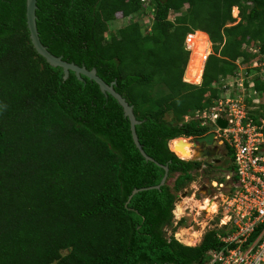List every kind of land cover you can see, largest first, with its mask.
Instances as JSON below:
<instances>
[{
    "label": "trees",
    "instance_id": "obj_1",
    "mask_svg": "<svg viewBox=\"0 0 264 264\" xmlns=\"http://www.w3.org/2000/svg\"><path fill=\"white\" fill-rule=\"evenodd\" d=\"M36 6L42 45L115 83L140 122L142 150L167 166L168 176L160 190L148 189L164 170L136 149L121 106L86 77L69 72L64 79L30 42L26 0H0V264H204L218 245L214 231L192 248L167 238L166 229L178 193L209 169L179 159L169 142L211 131L185 118L219 99L213 85L235 74L237 59L264 61V0H37ZM145 7H154L147 27ZM117 17L124 25L114 30ZM196 31L212 48L200 85L183 80L185 38ZM249 44L257 45L256 54L243 48ZM197 46L200 57L193 54ZM206 46L204 34L190 39L192 82L200 78ZM254 82L264 92V82ZM134 189L145 190L129 199Z\"/></svg>",
    "mask_w": 264,
    "mask_h": 264
},
{
    "label": "built area",
    "instance_id": "obj_2",
    "mask_svg": "<svg viewBox=\"0 0 264 264\" xmlns=\"http://www.w3.org/2000/svg\"><path fill=\"white\" fill-rule=\"evenodd\" d=\"M197 34H189L185 39L189 64L190 39ZM206 48L202 70L211 54L208 43ZM236 64L232 77L220 78L213 85L220 92L219 99L185 118L211 127L215 143L232 154L231 172L224 181L206 186L212 191L211 201L205 196L192 218L190 230L198 243L208 231L215 232L218 243L216 249L206 252L204 264H264V106L260 107L262 93L255 89L252 80L256 71H251L259 70L257 73L264 80V61L244 64L239 59ZM220 119L226 123L223 129L217 125ZM208 201L214 209L210 217H203Z\"/></svg>",
    "mask_w": 264,
    "mask_h": 264
},
{
    "label": "water",
    "instance_id": "obj_3",
    "mask_svg": "<svg viewBox=\"0 0 264 264\" xmlns=\"http://www.w3.org/2000/svg\"><path fill=\"white\" fill-rule=\"evenodd\" d=\"M36 2H37V0H26V13H25V15H26V26H27V30L29 32V39H30V42H31L34 50L51 67L61 68L63 71V78L64 79H66L68 77L69 72H73L75 74L76 78L79 80H81L82 76L86 77L89 80H91L97 84L101 93L108 94V95L112 96L117 101V103L119 104V106H121V108L123 110V116L125 118H127L129 121V128H130V132H131V137H132V141H133L136 149L139 151V153L145 159V161L155 163L157 166H159L160 168H162L164 170V176L161 179L159 185L148 188V189L160 190L161 186H163L166 182V179L168 176V168H167V166H162V165L158 164L157 162H155L154 160H152L142 150V146L139 144L137 135L135 133V126L140 124V122L134 116L133 107L131 105H129L121 95H119L118 93H116L114 91L113 86L115 85V83L113 82V83L107 85L102 79H100L97 76L95 69L87 70L84 66L79 67L73 63L65 62L62 60L61 57H56V56L52 55L47 50V48L42 45V43L40 42V39H39V34L37 31V26H36V14H35L36 10H37ZM217 125L223 129V128H225L226 123L220 119L217 121ZM180 142H181V140H179L178 143L174 146L175 149H177V148L181 149L182 148V145ZM189 144L191 145L192 150H195V148L197 146H200L202 148H204L206 146L211 147L214 144V133H210V134L203 136V137H200V138H195V139L191 140L189 142ZM216 155H217V153H215V152L214 153L204 152L203 154H201L200 157L193 158V161H197V160L202 159V158L215 157ZM144 190L145 189H139V190L134 189L132 191L129 199H131L138 192L144 191ZM206 195H211L210 190H206Z\"/></svg>",
    "mask_w": 264,
    "mask_h": 264
},
{
    "label": "rangeland",
    "instance_id": "obj_4",
    "mask_svg": "<svg viewBox=\"0 0 264 264\" xmlns=\"http://www.w3.org/2000/svg\"><path fill=\"white\" fill-rule=\"evenodd\" d=\"M145 12L148 13V15L145 17L144 19V23L142 26L147 27V25H151L153 23V18H154V7H148V9H146L145 7ZM237 12H234V15H236ZM169 20L173 21V16L169 17ZM147 23V24H146ZM124 25V21L123 19H120L117 17V19L115 20V22L113 23V29L117 30L118 28H121ZM145 32L144 28H143V33ZM205 37V36H204ZM207 38V35L206 37ZM208 40V39H207ZM251 49L252 52L253 50L257 49V45L256 44H249L248 45ZM248 50V49H247ZM196 57H200L203 55V50L201 47L197 46L195 47V51L193 53ZM260 74V72L258 73H253L254 76L258 77V75ZM252 75V74H251ZM184 80H188L186 77V70L184 73ZM190 81V80H188ZM264 82V80H262ZM192 82V81H190ZM173 148L175 146V144L172 145ZM181 149H180V153H181ZM194 150H191V154L190 157H186L184 156V160H193V158L198 157V154L195 153ZM199 162H202V160H199ZM226 168H223V166L221 168H219V170H209L207 172H203V173H197L195 180L189 184V186H187L185 189H183L180 193H178V201H180L179 199H183L184 201V208H186V206H188L189 211H186V214L189 213V218H185L181 225L178 226V229L173 228V224L172 227L167 228L166 229V236L167 238L170 237V235L174 232L179 231V228H183L182 231H180L181 236H182V240L184 245L190 246V245H196L195 240L189 238L187 239L190 234V230H185L188 229L190 227V222H191V218L195 216V211L198 208L199 203H201L204 198H205V191L204 188L208 185L211 186V182H216L213 181L214 179H223V176H225L227 174V168L232 165V155H230V157L228 158V160L224 163ZM205 170V169H204ZM218 181V180H217ZM193 195L195 197H193ZM193 198V199H192ZM185 210V209H184ZM211 213H205V216L203 217H210ZM188 241V242H187ZM187 242V243H186ZM193 242V243H192ZM192 243V244H191Z\"/></svg>",
    "mask_w": 264,
    "mask_h": 264
},
{
    "label": "clouds",
    "instance_id": "obj_5",
    "mask_svg": "<svg viewBox=\"0 0 264 264\" xmlns=\"http://www.w3.org/2000/svg\"><path fill=\"white\" fill-rule=\"evenodd\" d=\"M234 12H237V14L236 15H234ZM232 17L236 20L235 22H234V24L235 23H237L240 19H239V12H238V10H237V8H233V10H232ZM195 33H199V34H204V36L206 37V34L205 33H202V32H200V31H196V32H194L193 34H195ZM186 39V38H185ZM208 39V40H207ZM206 40H207V43H208V45H209V48H210V51H211V54H212V48H211V43H210V41H209V38H208V36H207V38H206ZM184 47H185V42H184ZM243 48L244 49H248V51L250 52V53H252V49L250 48V47H247V46H245V45H243ZM189 53V52H188ZM210 54V55H211ZM209 55V56H210ZM190 56V55H189ZM208 56V57H209ZM189 58L190 57H188V62H187V65H186V68H185V70H186V72H187V68H188V64H189ZM239 59H243V58H239ZM239 59H237L236 61H235V65H236V67H237V64H236V62L239 60ZM207 61V60H206ZM243 62H245L244 60H243ZM206 63V62H205ZM204 66H205V64H204ZM204 66H203V69H204ZM237 71V70H236ZM252 71V70H251ZM255 72V71H254ZM202 73H203V70H202ZM256 73H257V71H256ZM260 76V74L258 75V77H256V76H252V80H253V82L256 80V78H260L259 77ZM201 78H202V74H201ZM201 78H200V80L198 81V83H189V84H194V85H200V83H201ZM220 78H225V77H220ZM219 78V79H220ZM183 80H184V76H183ZM186 82V81H185ZM188 83V82H187ZM254 84H255V82H254ZM256 89V88H255ZM258 91V90H257ZM259 92V91H258ZM260 93H262L261 94V98H260V100H261V105H260V107H263L264 106V92H260ZM209 95V94H208ZM207 95V96H208ZM206 96V97H207ZM210 133H213V132H211V131H209L208 133H206V135H208V134H210ZM206 135H204V136H206ZM203 137V136H202ZM197 138H200V137H197ZM193 139H195V138H176V139H174V140H172V141H170L169 142V149H170V151L172 152V153H174L177 157H178V155L173 151V150H171V147L170 146H172V142L173 141H179V140H186V141H188V142H190L191 140H193ZM214 143H215V138H214ZM172 148H173V146H172ZM191 150H192V148H191ZM227 150V149H226ZM195 151V150H194ZM227 152L230 154V155H232L231 154V152L229 151V150H227ZM179 158V157H178ZM180 159V158H179ZM182 160V159H181ZM200 160V159H199ZM199 160H197V161H199ZM231 167H232V165H231ZM201 169H205L204 168V166H201ZM231 170H232V168H231ZM231 170L229 169V171L227 172V174L229 173V172H231ZM226 174V175H227ZM224 177L225 176H223V179L221 180V181H217L218 179H214L213 181H216V182H222V181H224ZM206 190H210L209 188H207V187H205L204 188V191H205V196L206 197H208V198H210L211 196H212V191L210 190V192H211V195H206ZM177 197H178V195H177ZM205 199V198H204ZM180 201H178V198L176 199V201H175V203H174V207H173V210L171 211V214H172V224H173V228H176V229H178V226H180L181 225V223H182V221L185 219V218H189V213L188 214H186V211H189V209H188V206H186V209L184 210V206H185V204H184V201H183V199H179ZM210 201H211V198H210ZM212 203V202H211ZM184 211V214H182V212ZM193 218V217H192ZM192 218H191V222H192ZM191 222L189 223L190 224V227H191ZM172 227V226H171ZM190 227L188 228V229H185V230H190ZM183 229V228H182ZM181 228H179V231H177V232H174L173 231V233L170 235V237L169 238H173L174 240H176L178 243H180V244H182V245H184L183 244V241L184 240H182L183 238H182V236H180V238L178 237L179 235H181V233H180V231L182 230ZM184 230V229H183ZM209 232H212V231H208L207 233H209ZM193 231H191L190 230V235L188 236V238L187 239H189V238H191V239H193V240H195V242H196V245H190V246H187V245H184V246H187V247H192V248H194V247H197L200 243H201V241H200V243H198L197 242V240H196V237L193 235ZM206 235V234H205ZM204 235V236H205ZM203 236V237H204ZM203 239V238H202ZM192 244V243H191Z\"/></svg>",
    "mask_w": 264,
    "mask_h": 264
},
{
    "label": "flooded vegetation",
    "instance_id": "obj_6",
    "mask_svg": "<svg viewBox=\"0 0 264 264\" xmlns=\"http://www.w3.org/2000/svg\"><path fill=\"white\" fill-rule=\"evenodd\" d=\"M206 135V134H205ZM204 152L206 153H217L215 157H209V158H202V166L204 168H207L209 170H219L223 166V168H226L225 162L230 157V154L227 152L225 148H220L216 143H214L211 147L206 146L204 148L197 146L195 148V153L198 154V157L201 156ZM229 171V167L227 168V171Z\"/></svg>",
    "mask_w": 264,
    "mask_h": 264
},
{
    "label": "bare ground",
    "instance_id": "obj_7",
    "mask_svg": "<svg viewBox=\"0 0 264 264\" xmlns=\"http://www.w3.org/2000/svg\"><path fill=\"white\" fill-rule=\"evenodd\" d=\"M200 47V46H199ZM175 143H178V141L172 143L175 144ZM181 145H182V148H181V153H180V148L176 149V150H179L177 153L175 151V148H172V150L179 156L180 159L184 160V156L186 157H190V154H191V145L189 144V142H187L186 140H181ZM194 152V151H193ZM193 199V198H192ZM214 209V205L213 203H211L210 201H208V203L206 204V207H205V210L207 213H211ZM182 231V230H181ZM181 235H179L178 237L180 238ZM188 237V236H187ZM185 242V241H184ZM188 242V241H187ZM186 242V243H187ZM193 243V242H192Z\"/></svg>",
    "mask_w": 264,
    "mask_h": 264
},
{
    "label": "crops",
    "instance_id": "obj_8",
    "mask_svg": "<svg viewBox=\"0 0 264 264\" xmlns=\"http://www.w3.org/2000/svg\"><path fill=\"white\" fill-rule=\"evenodd\" d=\"M254 76V75H253Z\"/></svg>",
    "mask_w": 264,
    "mask_h": 264
}]
</instances>
